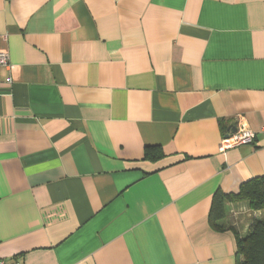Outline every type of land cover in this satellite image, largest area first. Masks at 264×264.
Here are the masks:
<instances>
[{
    "label": "crops",
    "instance_id": "0c3cea01",
    "mask_svg": "<svg viewBox=\"0 0 264 264\" xmlns=\"http://www.w3.org/2000/svg\"><path fill=\"white\" fill-rule=\"evenodd\" d=\"M1 51L0 259L239 263L253 218L210 213L264 175V135L219 150L264 125V0H0Z\"/></svg>",
    "mask_w": 264,
    "mask_h": 264
},
{
    "label": "trees",
    "instance_id": "16d2710c",
    "mask_svg": "<svg viewBox=\"0 0 264 264\" xmlns=\"http://www.w3.org/2000/svg\"><path fill=\"white\" fill-rule=\"evenodd\" d=\"M155 149L148 146L145 150V158L156 159L162 155V152L154 154ZM226 196L221 192H217L214 196L210 223L216 230H223L227 227L226 224L224 225L223 219L228 199L236 202L247 200L253 209L262 211L264 214V175L253 177L242 183L237 192ZM246 228L245 234H240L236 229H233L240 257L238 264H264V216L262 218L254 217Z\"/></svg>",
    "mask_w": 264,
    "mask_h": 264
},
{
    "label": "built area",
    "instance_id": "2783aa9c",
    "mask_svg": "<svg viewBox=\"0 0 264 264\" xmlns=\"http://www.w3.org/2000/svg\"><path fill=\"white\" fill-rule=\"evenodd\" d=\"M9 65V53L7 51L0 52V67ZM11 81V79H10ZM229 136L221 139L219 150L225 152L231 148L244 144H254L257 142L258 134L264 135V125L259 132H255L248 127L244 120H240L237 125L236 132H229ZM0 264H17L15 261L0 259Z\"/></svg>",
    "mask_w": 264,
    "mask_h": 264
},
{
    "label": "rangeland",
    "instance_id": "374dc122",
    "mask_svg": "<svg viewBox=\"0 0 264 264\" xmlns=\"http://www.w3.org/2000/svg\"><path fill=\"white\" fill-rule=\"evenodd\" d=\"M236 202V201H234ZM229 205V206H228ZM226 205L227 210L225 212V218L223 219L224 225H231L236 221L241 220L242 216L249 215L250 218H262L264 216L263 212L253 209L250 206V202L247 200L238 201L233 203V205Z\"/></svg>",
    "mask_w": 264,
    "mask_h": 264
},
{
    "label": "water",
    "instance_id": "95a60500",
    "mask_svg": "<svg viewBox=\"0 0 264 264\" xmlns=\"http://www.w3.org/2000/svg\"><path fill=\"white\" fill-rule=\"evenodd\" d=\"M237 131V126H234L233 128H232V131L231 132H236ZM230 135V133H228L226 136H229Z\"/></svg>",
    "mask_w": 264,
    "mask_h": 264
}]
</instances>
